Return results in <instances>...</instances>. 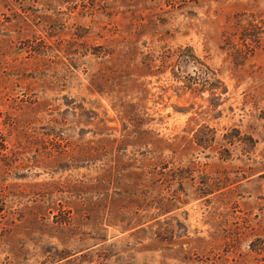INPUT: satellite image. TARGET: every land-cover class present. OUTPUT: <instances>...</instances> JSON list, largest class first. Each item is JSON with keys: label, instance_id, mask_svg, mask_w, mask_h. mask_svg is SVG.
Masks as SVG:
<instances>
[{"label": "rangeland", "instance_id": "374dc122", "mask_svg": "<svg viewBox=\"0 0 264 264\" xmlns=\"http://www.w3.org/2000/svg\"><path fill=\"white\" fill-rule=\"evenodd\" d=\"M263 156L264 0H0V264H262Z\"/></svg>", "mask_w": 264, "mask_h": 264}, {"label": "trees", "instance_id": "16d2710c", "mask_svg": "<svg viewBox=\"0 0 264 264\" xmlns=\"http://www.w3.org/2000/svg\"><path fill=\"white\" fill-rule=\"evenodd\" d=\"M185 53H186V50L182 53V55H184L185 59H187L188 56ZM209 85H211V87H213L212 85H214V82H211V84H209ZM210 89H212V88H210ZM223 91H225V90H223ZM210 94H212L213 98L219 97V95L216 94V92H212ZM238 134H239V132H238ZM238 134L237 135L236 134L232 135V134H228V133L222 134V136L218 140V141H220V142H218V144L221 147L220 154H222L224 152V153H226V155H229L228 153H230V151L232 150L231 147L232 146L234 147V144L237 141H241V143H242V138L239 137ZM247 138H248V140H250L253 143L252 146H254L255 142H256L255 139L252 136H248ZM214 141H215V137H213V139L211 140L212 144ZM198 145H200V144L198 143ZM205 145H208V146H205ZM204 146L209 147L211 145L209 144V142L206 141ZM259 164H260V170L257 172V174H258V177L264 179V156H263V160L260 161ZM261 220L264 223V217ZM261 248H264V246L263 245H261V246L249 245V251L250 252H259V250H261ZM262 264H264V258L262 259Z\"/></svg>", "mask_w": 264, "mask_h": 264}]
</instances>
